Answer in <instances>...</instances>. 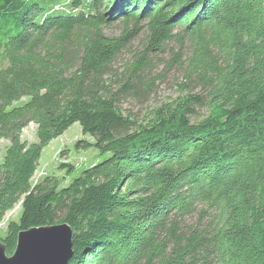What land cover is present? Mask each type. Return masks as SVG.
I'll return each instance as SVG.
<instances>
[{
	"label": "trees",
	"instance_id": "16d2710c",
	"mask_svg": "<svg viewBox=\"0 0 264 264\" xmlns=\"http://www.w3.org/2000/svg\"><path fill=\"white\" fill-rule=\"evenodd\" d=\"M166 52L189 91L138 122L121 107L144 104ZM74 124L93 140L77 150L108 157L32 186ZM0 141L8 257L20 232L66 224L69 264H264V0H0Z\"/></svg>",
	"mask_w": 264,
	"mask_h": 264
},
{
	"label": "rangeland",
	"instance_id": "374dc122",
	"mask_svg": "<svg viewBox=\"0 0 264 264\" xmlns=\"http://www.w3.org/2000/svg\"><path fill=\"white\" fill-rule=\"evenodd\" d=\"M122 25L119 23L104 30L106 36H119L122 31ZM144 33L142 32L135 40H133L128 48L120 54L115 62L113 69L118 72H122L125 68V61L130 59L135 52L142 51L144 40ZM168 49L177 51V45L171 43L168 45ZM153 62V73L148 76V79L157 78L154 81L151 93L148 98L141 105L139 102H131L124 104L121 109L124 114L134 116L138 122H146L150 118V112L153 109H158L162 105H169L177 99L185 96L189 91V86L180 90V86L184 84V76L181 70H174V66H171V70L164 72L163 68L168 62L169 55L166 53L160 54V56L151 53L148 55ZM193 95L199 94V90H195ZM201 113L200 115H202ZM22 140L27 143L35 142V127L30 124L22 132ZM78 141L87 143H93V140L89 136H83L80 132V127L77 124L71 126L66 132L63 133L57 139L51 141L43 150L38 161L37 170L31 180L33 186L43 176L56 175L58 178H66L71 181L76 177L77 173H73L71 176L65 175V170H60L59 167L62 164H69L76 168V170L85 169L99 161H102L108 157V155L100 156L99 153L93 149H76L75 144ZM7 142L0 141V158L4 151ZM20 209L19 205L15 206L11 211L6 213L2 222L0 223V236L5 232V228L8 222L17 221L19 217Z\"/></svg>",
	"mask_w": 264,
	"mask_h": 264
},
{
	"label": "water",
	"instance_id": "95a60500",
	"mask_svg": "<svg viewBox=\"0 0 264 264\" xmlns=\"http://www.w3.org/2000/svg\"><path fill=\"white\" fill-rule=\"evenodd\" d=\"M72 256V232L66 224L20 232L10 257L0 242V264H69Z\"/></svg>",
	"mask_w": 264,
	"mask_h": 264
}]
</instances>
